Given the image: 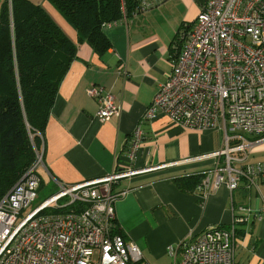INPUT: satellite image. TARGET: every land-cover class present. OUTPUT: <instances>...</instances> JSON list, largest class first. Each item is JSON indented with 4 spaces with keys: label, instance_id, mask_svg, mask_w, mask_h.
<instances>
[{
    "label": "crops",
    "instance_id": "crops-1",
    "mask_svg": "<svg viewBox=\"0 0 264 264\" xmlns=\"http://www.w3.org/2000/svg\"><path fill=\"white\" fill-rule=\"evenodd\" d=\"M205 1L164 0L123 17L103 29L111 47L102 55L86 42L78 43L49 110L37 173L58 186L98 179L114 168L139 170L116 180L110 190H127L113 204L115 221L149 264L171 255L170 249H177L179 258L182 242L209 225H228L233 216H244L235 224L236 264H264V179L256 187L241 179L231 192L221 184L206 197L197 188L218 166L228 163L232 174L245 164L264 163V136L246 134L229 141L226 149L222 127L182 128L163 115L140 123L157 84L171 72L180 25L194 19ZM66 27L76 42L75 30ZM89 86L101 88L102 94L109 91L119 114L99 121V102L86 94ZM138 126L141 139L130 163L124 154ZM196 175L200 182L192 190L177 186V179ZM240 205L249 211L236 210Z\"/></svg>",
    "mask_w": 264,
    "mask_h": 264
},
{
    "label": "built area",
    "instance_id": "built-area-1",
    "mask_svg": "<svg viewBox=\"0 0 264 264\" xmlns=\"http://www.w3.org/2000/svg\"><path fill=\"white\" fill-rule=\"evenodd\" d=\"M163 1L137 0L135 12ZM175 43L179 47L171 56V72L157 84L140 123L163 115L182 128L222 127L226 149L229 141L243 140L246 134L264 136V0H206L195 20L178 29L174 48ZM86 94L98 99L99 121L119 114L120 106L109 91L102 94L101 88L89 86ZM140 139L138 126L124 154L130 163ZM41 144L33 164L0 198V264H149L134 242L112 228L113 204L127 190L112 193L110 187L139 170L114 168L98 179L58 182L56 192L23 214L38 196ZM230 171L228 163L212 171L197 187L202 196L221 184L231 192L241 179L247 187H256L264 179V163ZM76 202L86 207L74 212L42 211ZM236 210L246 213L249 208L240 205ZM243 220L244 216H233L228 225L205 227L181 243L179 258L177 249L169 250L173 264H236L235 224Z\"/></svg>",
    "mask_w": 264,
    "mask_h": 264
},
{
    "label": "trees",
    "instance_id": "trees-1",
    "mask_svg": "<svg viewBox=\"0 0 264 264\" xmlns=\"http://www.w3.org/2000/svg\"><path fill=\"white\" fill-rule=\"evenodd\" d=\"M10 1L0 2V198L33 164L35 149L42 147L49 110L76 58L78 43L86 42L96 54H104L111 43L102 25L120 21L137 6V0H47L75 30L74 42L39 2ZM177 180V186L187 191L200 176ZM43 184L39 175L37 193ZM85 207L76 202L42 211L74 212ZM112 228L123 235L115 219Z\"/></svg>",
    "mask_w": 264,
    "mask_h": 264
},
{
    "label": "rangeland",
    "instance_id": "rangeland-1",
    "mask_svg": "<svg viewBox=\"0 0 264 264\" xmlns=\"http://www.w3.org/2000/svg\"><path fill=\"white\" fill-rule=\"evenodd\" d=\"M2 0H0L1 2ZM34 2H39L42 4V7L45 9V11L51 16V18L55 21V23L63 30V32L65 33L68 32V29L66 27L67 25L71 24L66 20V18L47 0H32ZM192 13H193V9H192ZM197 15H195L194 19H190L188 22V24L190 25L192 23L193 20H195ZM65 30V31H64ZM66 34V33H65ZM37 171L40 172V170ZM43 180H45V177L43 176ZM57 186L53 183V182H48V181H44V184L41 186V188L38 190V196L37 198L23 211V214L30 211L31 209H33L34 207H36V205H38L43 199H45L46 197L50 196L51 194H53L54 192L57 191ZM61 200H59V202H61ZM167 257L163 258L161 260H159L158 262H151V264H172L173 259L172 256L169 255V253H167Z\"/></svg>",
    "mask_w": 264,
    "mask_h": 264
}]
</instances>
